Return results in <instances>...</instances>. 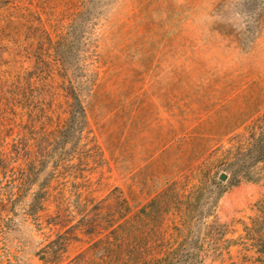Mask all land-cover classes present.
Here are the masks:
<instances>
[{
  "label": "rangeland",
  "instance_id": "obj_1",
  "mask_svg": "<svg viewBox=\"0 0 264 264\" xmlns=\"http://www.w3.org/2000/svg\"><path fill=\"white\" fill-rule=\"evenodd\" d=\"M71 83L86 121L66 137ZM263 117L264 0H0V147L22 132L38 153L29 195L0 218V264H44L60 234L56 264H104L92 244L150 199L156 238H192V264H264L242 238L264 160L248 180L235 159Z\"/></svg>",
  "mask_w": 264,
  "mask_h": 264
},
{
  "label": "trees",
  "instance_id": "obj_2",
  "mask_svg": "<svg viewBox=\"0 0 264 264\" xmlns=\"http://www.w3.org/2000/svg\"><path fill=\"white\" fill-rule=\"evenodd\" d=\"M51 44L52 50L55 52V60L60 65V69L68 73L70 66L65 56L70 48L68 43L60 40L56 44L54 42ZM66 78H68V75ZM65 86L69 98L68 117L65 120L63 129L59 130V135L67 137L69 132L76 131L75 126L78 123L82 121L85 123L86 110L76 87L72 83ZM263 126L260 136L251 146L256 149L250 147L235 157V159L240 157V161L243 162V176L245 175V179L248 180H257V172L251 169L254 168L255 162L264 160ZM24 135L22 132L16 133L10 147L2 146L3 144L0 147V218L3 217L2 213L4 211H10L9 207L7 208L9 204L15 203L21 196L29 195L32 178L37 173L35 169L38 163L37 147L32 142L26 144ZM199 139L203 142V145L206 144L205 139L204 141L201 137ZM253 175L257 177L252 178ZM39 191L30 195L31 201L28 214L42 207L38 199L40 197ZM154 202L155 199H150L137 210L135 215L126 218L123 223L113 228L108 236L92 244L93 247L102 251L100 259L105 261L104 264H192L193 252L189 250V247L193 244L192 238H183L181 241L176 242L160 235L156 238L157 234L155 233L157 232L152 227L154 218L160 209L156 208ZM258 205L260 214L251 220L252 227L244 226L247 236L242 238L248 239L250 237L251 246L256 252L264 255V199H261ZM125 209H129V207L126 205ZM131 223L135 224L136 227L132 226ZM183 223L189 226L188 221ZM62 236V234L58 235L56 239L51 240L45 246V250L40 256L44 264L58 263L61 255L59 253L64 251L68 239ZM224 241L229 245L237 243L234 239ZM57 245H59V248L55 252L54 249Z\"/></svg>",
  "mask_w": 264,
  "mask_h": 264
},
{
  "label": "water",
  "instance_id": "obj_3",
  "mask_svg": "<svg viewBox=\"0 0 264 264\" xmlns=\"http://www.w3.org/2000/svg\"><path fill=\"white\" fill-rule=\"evenodd\" d=\"M220 178H221V179L226 178V174H225V173H221V174H220Z\"/></svg>",
  "mask_w": 264,
  "mask_h": 264
}]
</instances>
